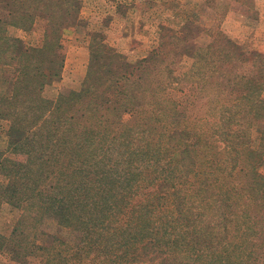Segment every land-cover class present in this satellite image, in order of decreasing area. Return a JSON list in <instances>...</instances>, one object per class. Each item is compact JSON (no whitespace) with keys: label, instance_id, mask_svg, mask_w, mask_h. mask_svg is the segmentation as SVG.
I'll return each mask as SVG.
<instances>
[{"label":"trees","instance_id":"16d2710c","mask_svg":"<svg viewBox=\"0 0 264 264\" xmlns=\"http://www.w3.org/2000/svg\"><path fill=\"white\" fill-rule=\"evenodd\" d=\"M252 1L234 0L246 12ZM81 9L80 0H0V66L15 74L0 120L17 156L0 158V207L54 217L92 250V264H264V53L188 19L159 27L148 56L130 62L92 31L81 88L46 99L63 69V31L84 25ZM36 19L45 21L38 46L7 32L28 33ZM184 58L192 64L177 73ZM206 75L229 101L213 141L187 129L186 104L169 98ZM15 240L0 237V252L18 263L36 254L34 242Z\"/></svg>","mask_w":264,"mask_h":264},{"label":"rangeland","instance_id":"374dc122","mask_svg":"<svg viewBox=\"0 0 264 264\" xmlns=\"http://www.w3.org/2000/svg\"><path fill=\"white\" fill-rule=\"evenodd\" d=\"M82 9L80 19L83 26L71 27L63 31L62 54L64 65L60 79L44 88L43 96L55 100L60 93L77 91L84 81L89 59V36L92 31H99L108 44L123 54L128 61L135 62L146 58L156 46L158 28L166 25L177 28L188 19L193 20L204 30L219 29L237 45H242L247 53L258 51L264 53V0H253L251 11L238 8L234 0H80ZM81 22V23H82ZM45 21L36 19L32 30L25 33L9 27V35L19 37L27 45L38 46L42 42ZM202 41L208 42L203 33ZM192 64L184 58L176 68L183 73ZM239 72L248 74L249 65L239 67ZM11 68L0 66V95L8 94L11 80L14 79ZM222 79V78H221ZM215 78L206 75L202 79L187 78L180 83V92H169L173 101L186 104L184 112L187 129L196 132L197 137L213 141L212 131L217 128L220 109L229 101L215 89ZM217 90V91H216ZM264 98V91L262 94ZM142 114L141 116H143ZM128 117V116H127ZM124 118V117H123ZM128 119V118H125ZM158 121L156 136L163 131L162 121ZM135 122V121H133ZM251 130L252 148L258 146V129ZM9 123L0 120V158L17 159L7 151L6 131ZM158 144L157 141L150 142ZM264 174V156L258 168ZM3 181L2 178H0ZM140 197V195H139ZM138 199L135 198V201ZM133 203V202H132ZM14 233L16 245L34 242L36 254L24 263L12 260L4 250L0 252V264H92V250L82 247L77 234L60 226L50 215L42 214L36 207L25 204L17 207L3 203L0 207V237L8 238ZM44 247L46 251L39 250ZM52 255L57 260L52 261ZM50 257V262H45Z\"/></svg>","mask_w":264,"mask_h":264}]
</instances>
